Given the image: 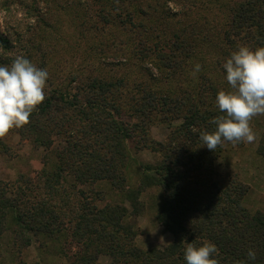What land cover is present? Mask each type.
Masks as SVG:
<instances>
[{
    "label": "trees",
    "instance_id": "16d2710c",
    "mask_svg": "<svg viewBox=\"0 0 264 264\" xmlns=\"http://www.w3.org/2000/svg\"><path fill=\"white\" fill-rule=\"evenodd\" d=\"M228 12L225 29L212 37L206 35L209 30L202 19L190 33L185 27L165 29L169 40L154 44L149 53L154 60L147 59L157 76L146 67L142 69L147 77H137L129 88L125 78L94 77L77 92L51 91L46 96L18 135L48 153L50 161L37 175L38 184L23 178L17 185L0 182V241L9 232L17 243L27 246L41 237L42 248L56 249L70 239L76 247L70 264H187L186 244L202 246L207 240L216 245L214 258L220 264H264V214L245 209L242 186L235 181L220 185L214 172L213 163L229 142L211 151L199 139L201 131L215 130L210 121L223 114L215 105L218 91L230 87L223 63L241 44L264 47V0H231ZM188 37L196 41L188 42ZM204 46L212 67L202 57ZM173 81L183 86L158 87ZM153 127L171 129L167 144L150 139ZM53 137L61 138L63 146L50 150ZM127 144H133L136 153L149 150L158 155L155 165L141 167L139 184L128 191ZM257 154L264 158V135ZM97 183L126 193V201L137 210L144 190L160 188L156 220L173 241L162 249H139L135 233L123 224L127 210L122 205L98 207L85 200L78 204L81 211L68 216L37 194L42 188L51 198L62 184L75 190L77 184ZM73 193L84 194L79 189ZM250 249L255 260L248 259ZM101 258L107 260L103 263Z\"/></svg>",
    "mask_w": 264,
    "mask_h": 264
},
{
    "label": "rangeland",
    "instance_id": "374dc122",
    "mask_svg": "<svg viewBox=\"0 0 264 264\" xmlns=\"http://www.w3.org/2000/svg\"><path fill=\"white\" fill-rule=\"evenodd\" d=\"M230 2L231 0H0V65H10L16 56L23 55L37 67L47 69L49 79L45 89L46 96L51 91L77 92L88 79L94 77L113 80L125 78V84L129 88L137 77H147L142 68L147 67L157 76L153 67L147 64V59L154 60L149 55L154 44L164 45L165 40H169L170 35L164 33L165 29L169 32L185 27V31L190 33L191 30L198 29V21L200 23L202 19L207 24L205 31L209 30L206 35L212 37L211 34L225 29ZM188 39L191 43L196 41L192 37ZM208 51L205 48L202 57L212 67L213 60L206 53ZM208 73L212 74L211 71ZM169 85L177 90L183 86V82L162 83L158 87L167 89ZM251 127L256 139L252 143L241 142L240 146L225 144L221 155L213 163L214 172L220 185L235 181L242 186L246 192L242 198L245 209L264 214V158L257 154L264 135V116L254 117ZM18 131L19 128H14L1 139L0 182L17 185L23 178L38 184L37 175L43 169V164L50 161L46 157L48 153L32 145L29 139L19 136ZM170 132L171 129L165 127H153L150 139L167 144ZM51 140L50 150L63 146L61 138L53 137ZM127 149L129 159L124 175L128 191L139 184L141 167L155 165L158 155L149 150L136 153L133 144H127ZM61 186L64 187L63 190L59 188V193L51 198L42 188H38L37 194L42 199H47L45 201L48 205L55 203L62 207L68 216H71L70 212L75 215V212L81 211L78 204L85 200H92L98 207L105 204L122 205L127 210L123 224L135 233L134 244L139 249H162L173 241L172 235L156 220L162 201V192L158 187L148 188L138 196L141 209L137 210L126 201V193L113 191L106 183L90 186L77 184L75 188L83 191V196L73 193L76 190H73V185ZM70 208L73 210L68 212ZM39 239L41 237H36L26 246L17 243L11 233H4L0 241V264L72 262L76 247L70 239L61 242L56 249L42 248ZM106 260L101 258L100 262L104 263Z\"/></svg>",
    "mask_w": 264,
    "mask_h": 264
},
{
    "label": "clouds",
    "instance_id": "9594fccd",
    "mask_svg": "<svg viewBox=\"0 0 264 264\" xmlns=\"http://www.w3.org/2000/svg\"><path fill=\"white\" fill-rule=\"evenodd\" d=\"M222 67L230 87L218 91L215 105L223 114L210 121L214 131H201L199 135L211 151L225 142L252 143L256 136L251 122L254 117L264 116V47L253 49L241 44ZM199 69L197 65L196 71ZM48 79L47 69L37 67L23 55L16 56L10 65H0V138L30 122L32 113L46 99ZM215 255L216 245L207 240L202 246L187 243L184 250L187 264H220ZM247 256L249 260L256 259L251 249Z\"/></svg>",
    "mask_w": 264,
    "mask_h": 264
}]
</instances>
